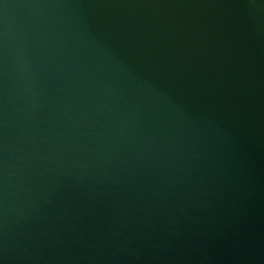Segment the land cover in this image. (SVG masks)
Returning <instances> with one entry per match:
<instances>
[{
	"label": "water",
	"instance_id": "obj_1",
	"mask_svg": "<svg viewBox=\"0 0 264 264\" xmlns=\"http://www.w3.org/2000/svg\"><path fill=\"white\" fill-rule=\"evenodd\" d=\"M0 264H264V0H0Z\"/></svg>",
	"mask_w": 264,
	"mask_h": 264
}]
</instances>
